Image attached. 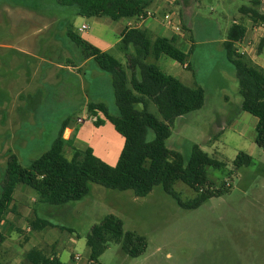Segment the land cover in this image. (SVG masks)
Segmentation results:
<instances>
[{
  "label": "rangeland",
  "instance_id": "rangeland-1",
  "mask_svg": "<svg viewBox=\"0 0 264 264\" xmlns=\"http://www.w3.org/2000/svg\"><path fill=\"white\" fill-rule=\"evenodd\" d=\"M159 1L165 10L155 5V1L148 8L157 22L163 21L164 13L172 17L180 15L182 23L184 21L190 29L187 33L186 25H182L181 30L186 41L192 37L193 48L188 60L195 85L201 86L205 94L201 109L174 121L166 147L187 159L193 145H198L213 158L225 162L226 167L222 171L208 169V174L216 184L224 182L229 185V192L207 200L196 209L187 210L180 208L161 185L153 187L145 197H135L131 191L105 189L91 184L88 195L80 201L71 202L66 207H51L36 204L35 191L19 184L13 194L14 214L9 212L0 226L3 235L0 264H28L25 254L40 239L39 247H44L41 250L56 256L61 264H88L85 237L93 225L108 215L119 218L124 231L143 236L146 248L143 254L131 258L120 250L118 244L109 243L98 259L99 264H264V148L255 144L254 128L247 125L240 134L237 123L229 124L225 115L220 116L225 110H234L232 106L225 107L223 95L229 97L232 105L241 100L237 80L228 70L230 65L224 61L222 40L226 39L227 31L234 22L246 24L248 33H251L252 27L258 26L239 11L241 6H250L252 0H177V4L171 7L167 0ZM257 1L262 11V0ZM12 2L30 7L56 4V0H0V102L5 106L16 100L17 93L14 84L8 81L14 74L12 67L7 65L11 52L2 47L4 43L13 42L9 37L12 18L4 10V6ZM62 10L67 15L74 8L62 7ZM186 41H180L178 46L188 51ZM67 47L79 52L72 42H67ZM251 49L255 62L264 64V49L257 55V41ZM111 54L124 65L125 56L121 51L114 48ZM166 62L176 63L167 57L158 60L160 69L168 73ZM176 66L180 68V65ZM38 96L34 98L32 108L33 124L42 125L38 122L39 116L53 105L45 87ZM103 100L108 111L116 114L114 100L109 97ZM22 101L27 105L30 103L25 95ZM26 109H29L28 106ZM70 109H73V104ZM82 115L84 125L89 124L90 119L81 111L73 117ZM245 116L253 118L248 113ZM100 117L101 114H97L93 118ZM27 124L29 122L22 123L23 126ZM11 125L0 122V190L10 154L16 155L23 167L28 166L50 147L55 136L52 128H46L42 137L26 140L27 143L22 145L21 140L13 138L14 130L8 129ZM97 130H100L97 131L99 135L87 133L88 145L94 147V154L104 162L105 140H111L112 160L107 164L112 166L118 159L123 140L114 130L113 136L103 128ZM115 137L117 142L113 139ZM152 137V132H149V140ZM238 152L249 155L252 164L234 170L232 162ZM173 189L183 201L195 196L194 191L181 182L175 183ZM34 210L53 224L42 236L36 235L35 238V233L29 229ZM29 236L34 238L33 241H26ZM42 238L52 241V246L42 245Z\"/></svg>",
  "mask_w": 264,
  "mask_h": 264
},
{
  "label": "trees",
  "instance_id": "trees-1",
  "mask_svg": "<svg viewBox=\"0 0 264 264\" xmlns=\"http://www.w3.org/2000/svg\"><path fill=\"white\" fill-rule=\"evenodd\" d=\"M155 0H56L62 7H72L83 17L106 16L113 21L145 17ZM259 2L252 0L250 6L239 11L253 23L264 25V13ZM246 27L232 23L222 46L227 62L238 83L241 101L239 111L257 119L255 144L264 148V69L255 65L245 54L237 51L236 44L246 35ZM70 41L79 48L84 59L91 58L97 68L109 75L113 90L116 114H111L102 103H89L87 114L98 127L110 123L122 136L124 142L115 165L111 166L96 157L91 148L72 147L73 155H64L71 142L63 139V124L50 147L28 166L23 167L16 155L10 154L6 175L0 190V223L9 212H14L13 194L19 184L33 189L35 203L51 207L65 206L80 201L90 191V185L105 189L131 191L135 197H145L153 187L161 185L182 209H196L211 198L228 193L230 186L216 184L209 178L208 169L222 171L226 164L193 145L190 156L166 147L174 121L202 108L205 100L201 86H187L177 78L165 73L157 64L164 56L181 66L189 62L188 52H183L175 41L153 36L146 29L127 27L115 48L125 56L124 65L113 55L103 52L87 41L67 32ZM264 49V36L257 45V54ZM101 114L100 118H93ZM152 132V139L148 134ZM252 164L249 155L238 152L232 162L237 170ZM181 182L194 191L195 196L183 201L173 186ZM53 227L47 219L34 213L29 229L38 231ZM3 235L0 233V243ZM88 264H99L98 259L109 243L118 244L127 256L135 258L144 253L146 241L143 236L124 231L122 221L113 216L104 217L91 227L85 237ZM28 264H61L54 255H47L39 248H31L25 254Z\"/></svg>",
  "mask_w": 264,
  "mask_h": 264
},
{
  "label": "crops",
  "instance_id": "crops-1",
  "mask_svg": "<svg viewBox=\"0 0 264 264\" xmlns=\"http://www.w3.org/2000/svg\"><path fill=\"white\" fill-rule=\"evenodd\" d=\"M167 3L171 7L177 4V0H167ZM162 4L159 0H155V5L165 10ZM4 10L12 18L9 37L13 39V42L4 43L2 47L11 52L10 59L12 61L10 60L7 65L12 67L14 74L8 81L14 84V89L17 93L16 100L9 106H5L0 102V122L13 124L8 129L14 130L13 138L16 137L21 140L20 144L22 145L27 143L26 140L42 137L46 128H52L54 130V140L66 122L62 137L72 143V146H66L64 149V155L67 158H71L73 155L72 147L78 149L88 147L94 153V147L88 145L87 133L94 135L98 133L97 131H100L97 129L102 130V128L110 135H112L113 130L115 131L114 127L108 122L96 127L91 120L89 124L84 125L83 115L81 117H73L74 114L80 111L85 114V117H88L87 105L89 103H102L105 105L103 99L109 97L111 100H114V97L110 77L101 72L91 58L84 59L80 51H74L67 47V42H71L67 36L69 30L79 37L83 34V40L97 49L110 54L119 41L122 32L127 27L146 29L153 36L172 39L178 48L180 41H186V37L178 34L163 21L161 23L157 22L154 19L155 15L148 10L147 12L150 13V16H146L143 19H121L118 22H113L106 16L92 18L79 16L75 9L66 15L63 13L62 6H59L57 3L33 5L30 7L12 2L6 4ZM88 20L91 22L87 23ZM173 23L181 29L182 25H186L184 21L182 23L180 15L173 17ZM82 25H85L86 29L83 32H78V29ZM242 25L246 27V24ZM186 28L188 33L190 29L187 25ZM246 30V35L243 40L236 44L237 51L248 55L249 59L255 65L264 69V64L260 63L259 65V63L255 62L256 59L251 56L252 46L255 45L256 41L258 45L259 40L264 36V25L258 23V26L255 25L252 27L251 33H248L247 27ZM225 40H222V44ZM185 43L188 51L191 46L193 48L192 37H189ZM181 50L185 53L188 52L183 49ZM224 61L229 64L225 52ZM175 63L171 64L166 62L168 68L167 74L172 75L187 86H196L194 74L191 72V62L189 61L183 66L177 62ZM176 65H180V68ZM228 70L233 75L231 65L228 67ZM169 72L173 73L171 74ZM1 81L2 79L0 77V83ZM19 83L21 84L20 87H18ZM44 87L50 93L52 102L50 103L53 105V108L39 116L38 122H42V125H37V122L35 125L33 124L35 121L32 111L34 100H36L34 98L39 97L38 95ZM24 95L29 99L30 103L28 105L22 101ZM222 99L224 100L225 107L232 106L234 108L233 111L225 110L220 114L222 117L224 115V117H227L225 119L227 123H237V130L240 134L243 133L247 125L255 130L257 119L253 116V118H249L245 116L246 112L239 111L241 100L232 105L228 96L223 95ZM71 104H73L72 110L70 109ZM25 106H28L29 109L27 110ZM3 118H6V120H3ZM26 122H29V124L23 126L22 123L26 124ZM45 124L48 126L46 127ZM221 130L219 133L222 132ZM113 139L115 142L118 141L116 137ZM112 147L113 143L111 140H105V156L103 160L106 163L112 160ZM115 163H112V166ZM14 203L13 199V207ZM10 213L14 214V212ZM34 213H36L35 210L33 211V216ZM47 228L49 227L33 231L35 233L33 237L35 238L36 235L42 236ZM33 239L29 236V239L27 237L26 241H33ZM40 240L35 243L32 242L34 243V247L32 248H44L42 246L39 247ZM42 241L44 242L42 245L52 246V241L47 242L45 238H42ZM0 253L3 252L0 251Z\"/></svg>",
  "mask_w": 264,
  "mask_h": 264
},
{
  "label": "built area",
  "instance_id": "built-area-1",
  "mask_svg": "<svg viewBox=\"0 0 264 264\" xmlns=\"http://www.w3.org/2000/svg\"><path fill=\"white\" fill-rule=\"evenodd\" d=\"M262 4H263V8H262V12L264 13V0H262ZM146 16H150V13H146ZM145 16V17H146ZM144 17H139L138 19H143ZM163 22L167 25V26H170L172 27L178 34H182V30L181 28L178 26V25H175L173 23V17L171 16V14H168V13H165L164 16H163ZM86 29V26L85 25H82L79 29H78V32H83L84 30ZM243 54V53H241ZM78 122H80L79 120H77ZM0 226H1V223H0ZM77 259V257L75 258Z\"/></svg>",
  "mask_w": 264,
  "mask_h": 264
}]
</instances>
